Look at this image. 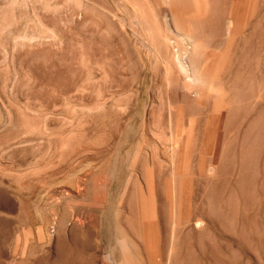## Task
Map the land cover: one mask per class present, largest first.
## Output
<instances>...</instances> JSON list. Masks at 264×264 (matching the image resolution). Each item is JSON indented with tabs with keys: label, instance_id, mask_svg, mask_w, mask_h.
I'll return each mask as SVG.
<instances>
[{
	"label": "rangeland",
	"instance_id": "rangeland-1",
	"mask_svg": "<svg viewBox=\"0 0 264 264\" xmlns=\"http://www.w3.org/2000/svg\"><path fill=\"white\" fill-rule=\"evenodd\" d=\"M0 264H264V0H0Z\"/></svg>",
	"mask_w": 264,
	"mask_h": 264
},
{
	"label": "bare ground",
	"instance_id": "bare-ground-1",
	"mask_svg": "<svg viewBox=\"0 0 264 264\" xmlns=\"http://www.w3.org/2000/svg\"><path fill=\"white\" fill-rule=\"evenodd\" d=\"M76 221V220H75ZM84 223V222H83ZM81 224H82V222H81ZM81 249V248H80Z\"/></svg>",
	"mask_w": 264,
	"mask_h": 264
}]
</instances>
